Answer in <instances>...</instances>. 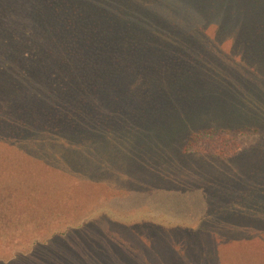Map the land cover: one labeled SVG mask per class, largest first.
Instances as JSON below:
<instances>
[{
	"label": "rangeland",
	"instance_id": "rangeland-1",
	"mask_svg": "<svg viewBox=\"0 0 264 264\" xmlns=\"http://www.w3.org/2000/svg\"><path fill=\"white\" fill-rule=\"evenodd\" d=\"M263 15L0 0V264H264V36L212 34Z\"/></svg>",
	"mask_w": 264,
	"mask_h": 264
},
{
	"label": "trees",
	"instance_id": "trees-1",
	"mask_svg": "<svg viewBox=\"0 0 264 264\" xmlns=\"http://www.w3.org/2000/svg\"><path fill=\"white\" fill-rule=\"evenodd\" d=\"M144 1H146V0H142V3L144 2ZM52 7H54V8H57V6H54V5H52V4H50ZM134 6V5H133ZM59 9L61 8L60 6L58 7ZM58 10V9H57ZM84 10H85V8H80L79 10H78V12L77 13H80V12H84ZM86 10H87V8H86ZM212 12V11H211ZM214 12V11H213ZM223 11H221V13H222ZM264 16V15H263ZM122 18V17H121ZM199 19V21H200V24L199 25H195L194 27L191 25V22L190 23H184V22H182V21H180L179 22V20L177 19V18H175V19H173L175 22H179V23H182V24H187V25H189V27L188 28H186V31H181V33H184V35H188V36H199V35H203V36H206L205 34H206V28H203L202 26H201V23H202V21H203V17H199L198 18ZM105 21H107L110 25L112 24V25H115V26H117V25H119L116 21H114V20H112V21H110V20H105ZM260 22V21H259ZM256 23V24H252L251 22H249V23H246V24H244L242 27H239L238 25L236 26V25H232V26H229V24H227L226 26H224V25H222V24H220V25H216V26H214L213 28H212V34H215V35H217V34H232V35H241L242 34V36H249V37H252V36H264V23ZM210 26H213V25H210ZM112 32V31H111ZM101 34H102V32H101ZM195 37H194V39H195ZM119 42H118V44L120 45V44H122V41H121V39H117ZM122 48H123V51L125 52V54L127 55V57L130 59V38L127 40V44H126V47L124 48L123 46H122ZM105 65H103V66H101V67H99V69L100 68H103ZM108 69H104L102 72H106ZM120 70H124V68H121V69H119V71ZM109 71H111V69H109ZM123 72V75L124 76H127V77H129L130 78V76H129V74L127 73V72H125V71H122ZM128 78V79H129ZM126 82H127V80H126ZM113 99L115 100L114 102L115 103H122V104H124V105H129L130 104V92L128 93V91H124V90H120V92L119 93H116V92H113ZM118 101V102H117ZM127 114H128V116H130V112H127ZM124 115V114H123ZM130 118V117H129ZM127 121H130V119H127ZM121 128V127H120ZM127 129L128 128H126V129H123V131L122 132H119V133H121L122 134V136L124 135V143L123 144H125L126 146H130V138H127V137H130L129 135H126L125 136V134H128V132H130V131H127ZM121 137H118V138H115V137H113L112 138V135L111 136H109L106 140H107V142H109L110 144H112V145H114L116 148H117V144H118V146L120 145V144H122V142H120V141H117V140H119ZM205 138H202V137H200L199 135L198 136H196V137H193V138H191L188 142H187V146L189 147V148H196V149H198V148H200V146L201 145H205L206 143H204V142H202V140H204ZM215 150V149H214ZM197 152H199V150L197 151ZM232 156V153H228V154H226V157H231ZM39 169L41 170V171H43L40 167H39ZM43 172H45V171H43ZM55 200H57V198L56 199H54V201Z\"/></svg>",
	"mask_w": 264,
	"mask_h": 264
}]
</instances>
